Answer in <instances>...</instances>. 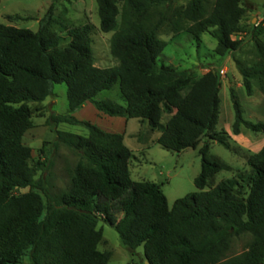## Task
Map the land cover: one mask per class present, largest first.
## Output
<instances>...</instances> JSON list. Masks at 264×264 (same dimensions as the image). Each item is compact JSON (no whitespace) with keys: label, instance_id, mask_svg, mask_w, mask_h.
<instances>
[{"label":"trees","instance_id":"obj_1","mask_svg":"<svg viewBox=\"0 0 264 264\" xmlns=\"http://www.w3.org/2000/svg\"><path fill=\"white\" fill-rule=\"evenodd\" d=\"M175 1L96 0L101 31L113 33L110 51L118 65L112 68L96 66L89 24L68 29L64 45L51 10L36 32L0 23V264H25V258L29 264H109L111 254L99 250L101 221L131 254L143 247L148 264H264V147L248 157L247 171L215 184L219 173L232 170L209 156L214 142L232 150L229 136L217 130L220 70L197 75L159 64L165 26L198 42L209 33L220 59L240 52L244 41L233 36L242 33L248 0ZM251 28L255 58L235 63L246 93L257 86L264 95V25ZM54 84L67 85L69 105L50 121L88 130L87 136L56 131V141L79 157L58 201L47 187L49 162H34L24 143L34 127L31 104L53 96ZM116 84L126 106L97 99ZM87 102L111 117L139 120L143 133L160 132L156 143L170 152L198 150L197 191L169 208L162 185L133 181L124 136L72 116ZM232 103L235 135L243 128L264 133V122L245 118L235 92ZM241 237L248 240L237 253Z\"/></svg>","mask_w":264,"mask_h":264},{"label":"rangeland","instance_id":"obj_2","mask_svg":"<svg viewBox=\"0 0 264 264\" xmlns=\"http://www.w3.org/2000/svg\"><path fill=\"white\" fill-rule=\"evenodd\" d=\"M187 2L188 0H176L173 5H185ZM213 2L214 0H209L210 4ZM246 5L248 12L241 23L244 42L237 57L244 62H251L255 58V49L250 35L252 31L251 25L258 23V20L256 21L255 19L259 18L258 14H262L264 4L263 0H248ZM50 10L52 12L53 29L65 38L63 41L64 45L69 41L68 37L66 38L68 29L89 24L92 26V49L95 64H98L97 67L104 69L118 65V61L111 55L110 51V41L113 33H103L101 31L96 0H1L0 23L38 31L39 22L46 17ZM159 34L160 38L167 42L166 48L159 57L160 65L192 70L195 74L200 75V64L217 66L222 62L214 54L217 42L209 33L203 34L201 42H198L187 33L175 35L166 26L160 30ZM52 91L53 96L49 97L44 103L31 104L34 111L32 119L34 127L26 133L24 143L32 149L34 162L39 160L49 162V169L46 174L47 187L51 198L58 201L60 196L69 188V170L75 166L79 157L74 149L56 141V131L87 136L88 130L83 126L56 125L50 121L53 115L67 114L69 105L66 84H54ZM232 92L234 90H227L223 83L221 106L224 114L225 109L233 104ZM261 95L262 93L257 86H255L254 93L251 96L246 93L244 87L236 89V96L247 119H252L254 116L262 114V107L256 103ZM97 99L112 101L121 106H126V102L121 96L119 84H116L111 90L100 93ZM75 113H72V116L75 117ZM169 117V115H165L163 123ZM117 120L119 122V119ZM251 121L257 122L256 120ZM115 124L119 130L123 129L122 132L126 133L125 144L128 148L133 149L135 157L140 162L137 163L134 161L135 159H132V180L154 181L162 185L169 208L173 207L176 200L197 191L194 180L202 171V158L198 150H187L177 154L154 143L149 148L136 152L134 150L135 144L131 143L128 135L137 131L138 120L130 119L127 125L121 122ZM242 131L243 133L239 136L233 133L232 128L230 131L231 135L225 131L230 138L232 150L226 149L217 142L211 146L209 154L211 159L217 158L227 165L233 166V168L231 167L232 170H225L219 173L215 178V184L249 169L247 165L249 152L241 149L238 142L247 144L251 148L250 150L254 152H257L262 147L264 143L262 137L258 140L259 142L257 140L253 141L257 133L247 131L245 128ZM142 132L143 125L141 124V134H143ZM141 134H139V137H141ZM157 134L156 132L155 135ZM231 136H236L238 138L237 142L233 143ZM28 191V189H25L20 192L26 193ZM99 228L103 230L104 236L103 242L99 245V250L111 254L109 264H148L144 257L143 247H140L136 254L133 255L122 245L120 236L113 227L101 221ZM247 240V237L237 239L234 246L235 252L241 253ZM25 264H29L28 258H25Z\"/></svg>","mask_w":264,"mask_h":264},{"label":"crops","instance_id":"obj_3","mask_svg":"<svg viewBox=\"0 0 264 264\" xmlns=\"http://www.w3.org/2000/svg\"><path fill=\"white\" fill-rule=\"evenodd\" d=\"M242 37H243V34L240 33L239 38L242 39ZM238 53L229 54L224 59H221L222 62L217 66H215V65L207 66V65H203V64L199 65L200 66V68H199L200 75H204L213 69H219L220 70V73L222 76V85H221V89H220V100H222L221 99V93H222L223 83H224L225 88H227V90H229V91L234 90L235 94H236V89L243 88L242 77H241V75L239 76L240 73H238L239 71H238L237 65L235 63V59H239L237 57L239 55ZM96 66H98L97 63H96ZM256 103L262 107V109H263L262 114H260L259 116L256 115L253 117V118H257V119H253V118L247 119L246 117L245 118L249 121L256 120L257 121L256 123L264 122V95L263 94L261 95V97L258 99V101ZM221 105H222V103H220V115H219V123H218L217 130L218 131L224 130L229 135H231L230 131H231V128L233 129V125L235 122V111L233 108V104L228 106L225 109V114L222 113V106ZM244 116H245V114H244ZM75 117L79 121L85 120L87 122L95 124V125L99 126L100 128H102L103 130H105L106 132L122 134L124 136V143H126V139H127L126 133L122 132L123 129L119 130L116 127L115 123L121 122L122 124L127 125L129 123L130 119H127L125 117H111L109 115H106V114L98 111L95 108L94 104L91 102H87L80 110H77V112L75 113ZM117 119H119V122ZM165 123H166V121H165ZM136 130L137 131H135V133L128 135V138L130 139L131 143L135 144L134 150H136V152H141L144 149L149 148L152 144L156 143V140L160 137V132H158V131H156L158 133L157 135H155L156 132H153V133H149V132L143 133L142 132L143 134H141V124H140L139 120H138V127ZM247 131H249V130H247ZM242 133H243V131L241 130L240 134H242ZM139 134H141L140 135L141 137H139ZM240 134H238L237 136H239ZM260 137H262V139L264 141V133H257L255 135V137L253 138V141L260 140ZM237 139L238 138L236 136L232 137L233 143L237 142ZM239 139H241V138H239ZM214 143H216V142H214ZM214 143H212L211 146ZM238 143L241 146V149L249 152V156L259 152L264 147V143H263L262 147L257 152H254L253 150H250L251 148H249V146H247V144L245 145L241 142H238ZM129 149L132 151V154H133L132 159L133 160L135 159L134 160L135 162L140 163V162H138L139 159L135 157V154L133 153L134 152L133 149H131V148H129ZM132 159L130 162V173H131V167H132ZM229 166L233 168V166H231V165H229ZM142 181H145V180H142ZM136 182H140V181H136ZM151 182H154V181H151Z\"/></svg>","mask_w":264,"mask_h":264},{"label":"built area","instance_id":"obj_4","mask_svg":"<svg viewBox=\"0 0 264 264\" xmlns=\"http://www.w3.org/2000/svg\"><path fill=\"white\" fill-rule=\"evenodd\" d=\"M263 4H264V0H263ZM264 7V5H263ZM259 18L258 19H255L256 21L258 20V23L256 25H264V8H263V12L262 14H258ZM240 37V34H237L235 36H233V39H241L239 38Z\"/></svg>","mask_w":264,"mask_h":264},{"label":"water","instance_id":"obj_5","mask_svg":"<svg viewBox=\"0 0 264 264\" xmlns=\"http://www.w3.org/2000/svg\"><path fill=\"white\" fill-rule=\"evenodd\" d=\"M147 126H149V122L147 123ZM202 138H203V136L200 137V139H202Z\"/></svg>","mask_w":264,"mask_h":264}]
</instances>
